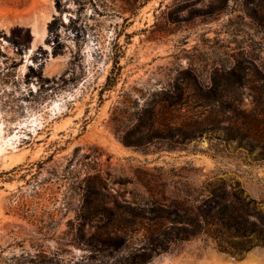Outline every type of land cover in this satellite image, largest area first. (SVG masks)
<instances>
[{
  "label": "rangeland",
  "instance_id": "374dc122",
  "mask_svg": "<svg viewBox=\"0 0 264 264\" xmlns=\"http://www.w3.org/2000/svg\"><path fill=\"white\" fill-rule=\"evenodd\" d=\"M218 178L264 207V0H0V264H264L151 251Z\"/></svg>",
  "mask_w": 264,
  "mask_h": 264
},
{
  "label": "trees",
  "instance_id": "16d2710c",
  "mask_svg": "<svg viewBox=\"0 0 264 264\" xmlns=\"http://www.w3.org/2000/svg\"><path fill=\"white\" fill-rule=\"evenodd\" d=\"M106 78L109 81L111 77L107 75ZM217 182V186L207 190V196L202 205L196 207V212H193L194 209L186 211L184 204L173 208L177 218L180 217V211L187 212L191 227H170L169 230L157 234L152 238V241L157 242L151 251H165L168 248L167 243L177 238L180 233V239L202 233L214 242L218 251L237 258H242L254 247L264 248V207H260L261 201L243 194L242 188L229 193L223 187V179L218 178ZM170 208V205L157 207L159 213L166 212L159 216L166 219ZM151 255L143 251L135 258H125L114 264H141Z\"/></svg>",
  "mask_w": 264,
  "mask_h": 264
},
{
  "label": "bare ground",
  "instance_id": "6f19581e",
  "mask_svg": "<svg viewBox=\"0 0 264 264\" xmlns=\"http://www.w3.org/2000/svg\"><path fill=\"white\" fill-rule=\"evenodd\" d=\"M33 26H36V25H33ZM32 30L34 32V38H33L34 40L40 39L45 33L44 27H40V28L32 27Z\"/></svg>",
  "mask_w": 264,
  "mask_h": 264
},
{
  "label": "water",
  "instance_id": "95a60500",
  "mask_svg": "<svg viewBox=\"0 0 264 264\" xmlns=\"http://www.w3.org/2000/svg\"><path fill=\"white\" fill-rule=\"evenodd\" d=\"M30 35V39H29V49L32 48V39H33V34L31 32H29Z\"/></svg>",
  "mask_w": 264,
  "mask_h": 264
}]
</instances>
